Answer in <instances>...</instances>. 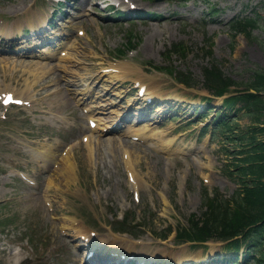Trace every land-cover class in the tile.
Here are the masks:
<instances>
[{"label": "rangeland", "instance_id": "374dc122", "mask_svg": "<svg viewBox=\"0 0 264 264\" xmlns=\"http://www.w3.org/2000/svg\"><path fill=\"white\" fill-rule=\"evenodd\" d=\"M85 1L70 0V7H64L74 18L68 17L66 24L72 31L68 36L72 54L63 65L70 67L61 71L50 68L68 54L49 61L9 52V43H37L36 51L51 47H40L38 38L54 32L48 37L54 39L56 26L51 33L28 34L24 40L20 34L30 28L32 16L47 18L54 6L47 4L44 11V0H0V92L7 89L27 101L16 107L0 105V264H89L82 259L81 242L73 239L79 229L96 232V243L120 251L170 254L174 264H195L207 257L224 260L230 255L224 243L209 241L203 246L175 241L176 230L203 210L204 191L229 198L237 188L228 172L231 156L226 152L234 148L220 137H211L209 130L202 134L215 113L224 112L226 107H219L222 99L212 101L216 110L205 122H197L193 111L181 117L169 107L174 115L166 122H135L121 134L104 135L93 132L88 119L92 117L100 128L111 124L117 114L135 111L134 96L128 94L135 79L144 81L158 99L175 95L206 106L203 99L211 95L203 88L202 70L210 63L238 83L248 80L251 69L264 70V0H191L185 6L172 0H133L143 13L175 11L168 19L142 16L133 22L107 21L95 12L88 15L85 11L92 10L97 0H88L87 9L81 11ZM239 14L257 15L250 37L230 30L231 19ZM10 30L20 31L15 36ZM174 46H182L184 52ZM129 47L133 52L120 59L121 67L131 68L121 69L122 82L127 84L110 88L107 81L118 78L103 77L100 65H118L119 52ZM46 62L53 65L45 66ZM150 65L183 71L197 86L185 87ZM233 87L231 92L238 89ZM107 88L111 91L105 95ZM231 115L240 128L250 125L242 110L232 109ZM132 131L144 132L145 138L132 141L128 137ZM85 137L89 143L83 141ZM132 151L138 155L128 165ZM18 171L36 186L22 182ZM132 173L138 177V201L128 181ZM125 218L133 220L135 235L114 231V224ZM71 222L75 229H70Z\"/></svg>", "mask_w": 264, "mask_h": 264}, {"label": "trees", "instance_id": "16d2710c", "mask_svg": "<svg viewBox=\"0 0 264 264\" xmlns=\"http://www.w3.org/2000/svg\"><path fill=\"white\" fill-rule=\"evenodd\" d=\"M257 25L254 17H237L231 23V30L250 37ZM176 51L184 52L182 46H174ZM203 86L214 96L228 93L224 100L227 113L222 114L214 130L222 135L223 140L237 147L232 154L229 173L234 174L239 187L229 198L214 194L208 197L202 194L200 217L191 215L188 225L178 229L176 242L183 241H229L225 246L230 250L243 248L244 259H252L257 264H264V70L251 69L248 80L244 83L232 81L223 75L216 64L203 68ZM176 78L191 87L190 76L181 72ZM230 86L241 87L232 94ZM252 91V92H251ZM243 110L250 118V125L240 128L231 110ZM130 223L126 218L116 225L117 230L132 232L127 228Z\"/></svg>", "mask_w": 264, "mask_h": 264}, {"label": "bare ground", "instance_id": "6f19581e", "mask_svg": "<svg viewBox=\"0 0 264 264\" xmlns=\"http://www.w3.org/2000/svg\"><path fill=\"white\" fill-rule=\"evenodd\" d=\"M84 7H87V5H85ZM18 11V10H17ZM66 49V48H65ZM62 51H64V49L62 50ZM44 53V56L46 57L45 59H47V60H51V57L53 56V55H51V53H49L48 51H43ZM72 53H68V57L71 55ZM68 57H65V58H59V62H62V63H59V64H56V65H53V64H51V65H53L54 66V68H50V70L52 69V70H54L55 68H58L59 70H61V71H67V69H69V65H68V67H66L65 65H63V62L65 63L66 62V60H68ZM43 64H41V63H38V66H42ZM50 64H46L45 66H49ZM118 67H112V68H110L108 71L109 72H113V71H115L116 69H117ZM119 69H124L123 70V72L124 71H127V72H129V70H131V68L130 67H128V66H125V67H120ZM119 69H117V70H119ZM120 71V70H119ZM123 74V73H122ZM113 76H115V77H119L118 75H112V76H110V78L111 77H113ZM91 78H94L93 76H91ZM141 81V80H140ZM150 88L149 87H147V95H150V96H152L151 94H150ZM7 92H9V91H7ZM151 93H153V91L151 92ZM106 94H108V90L106 91V93H105V95ZM90 119H92V118H90ZM93 120V119H92ZM101 129H103V128H101ZM132 135H134V136H139L140 138H143V136H144V134L143 133H141V132H139V131H135L134 133H132ZM151 138V135H148V139H150ZM92 143H94L93 142V138H92ZM132 153L134 154V156L132 157V155H131V153H130V157H129V155L127 156V159H126V163L129 165V164H131L132 163V160L134 159V158H136V156L138 155V154H136L135 152H133L132 151ZM43 155H47V157L48 158H51V154L50 155H48V154H45V152H43ZM67 158H65L64 159V162H65V164L68 162V159L66 160ZM135 160H137V159H135ZM67 167H68V170H69V172H72V166H71V164L68 162V165H67ZM137 175L135 174L134 175V180L136 181V185H138V183H137V180H138V177H136ZM137 179V180H136ZM133 187V189H134V186H132ZM73 224L74 223H69V226L71 227V229H73ZM80 232H82L80 229H79V233ZM86 233H80V235H85ZM112 240H115L114 242H119L117 239H112ZM124 242V241H123ZM100 246V245H99ZM94 247H96V250H101V251H104V250H106V251H108L109 249H112V248H116L114 245H108V244H106V246L105 245H102V246H100L102 249H97V245H94ZM146 255V254H145ZM149 255V257H153V256H155V257H153V258H159L158 256H157V254H153V256H152V254H148ZM152 259V258H151Z\"/></svg>", "mask_w": 264, "mask_h": 264}]
</instances>
